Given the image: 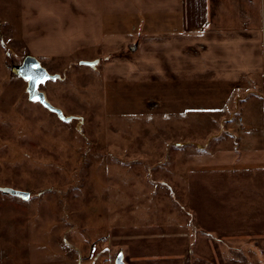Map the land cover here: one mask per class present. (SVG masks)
Wrapping results in <instances>:
<instances>
[{
	"label": "rangeland",
	"instance_id": "rangeland-1",
	"mask_svg": "<svg viewBox=\"0 0 264 264\" xmlns=\"http://www.w3.org/2000/svg\"><path fill=\"white\" fill-rule=\"evenodd\" d=\"M159 1L0 0V188L30 194L0 191V264H190L206 205L224 228L212 159L224 122L264 124V18L211 0L206 31L176 34ZM27 56L59 75L39 90L71 121L29 101ZM237 61L260 82L224 84ZM224 89L263 100L224 115Z\"/></svg>",
	"mask_w": 264,
	"mask_h": 264
},
{
	"label": "crops",
	"instance_id": "crops-1",
	"mask_svg": "<svg viewBox=\"0 0 264 264\" xmlns=\"http://www.w3.org/2000/svg\"><path fill=\"white\" fill-rule=\"evenodd\" d=\"M246 1L248 3L250 0H237L240 3ZM210 2L211 0H160V18L163 20L161 24L176 34L206 31L209 27ZM253 3L256 4L255 11L248 14V10L243 7V10H238L232 17L243 19L250 15L262 20L264 0H253ZM227 13L224 11V17ZM175 20L178 22L175 23ZM240 29L241 35L246 33V30ZM236 34L238 35V32ZM242 45L243 42H236L237 47L229 48L242 51ZM241 62L237 61L235 75L229 77L224 74V84L244 80L250 81L251 84L260 82V67L258 66L256 71L254 67L252 70L243 69L245 65ZM231 91L234 90L224 89V115H235L234 111L229 110L236 108L242 111L246 104L263 100V96L258 95L249 100L246 92L244 96L241 95L245 101L239 106L236 103L233 105L228 97ZM239 91L235 90V97L232 99H238L241 94ZM240 120L243 121L242 118ZM233 122H224V145L219 151L216 150L214 154L218 156L212 159L224 164V228L207 214L206 205L205 212L199 214L200 220L196 222L198 234L194 235L195 245L190 264H264V124L241 126V132ZM212 160L205 159L206 163ZM206 190L202 191L203 195L210 193ZM202 214L206 218H203Z\"/></svg>",
	"mask_w": 264,
	"mask_h": 264
},
{
	"label": "water",
	"instance_id": "water-1",
	"mask_svg": "<svg viewBox=\"0 0 264 264\" xmlns=\"http://www.w3.org/2000/svg\"><path fill=\"white\" fill-rule=\"evenodd\" d=\"M96 63L97 62L94 61V62H81L80 64L87 66H95ZM17 74L23 80L28 82L27 93L29 96L28 97L29 101L40 103L44 108H46L50 112L55 113L57 117L64 122H69L72 120L73 117H65L60 109L52 106L46 99L45 94L39 90V87L42 84H44L49 80L57 79L59 75L49 74L46 71V69H44L41 66L40 62L35 57L32 56H27L23 60V63L17 70ZM29 77H36L37 79H29ZM0 191L5 194H9L11 196L22 198L23 200H28L30 197V194L28 192L15 190L9 187L0 188ZM115 264H126L122 252L118 254L115 260Z\"/></svg>",
	"mask_w": 264,
	"mask_h": 264
},
{
	"label": "snow or ice",
	"instance_id": "snow-or-ice-1",
	"mask_svg": "<svg viewBox=\"0 0 264 264\" xmlns=\"http://www.w3.org/2000/svg\"><path fill=\"white\" fill-rule=\"evenodd\" d=\"M29 79H37L36 77H29Z\"/></svg>",
	"mask_w": 264,
	"mask_h": 264
}]
</instances>
